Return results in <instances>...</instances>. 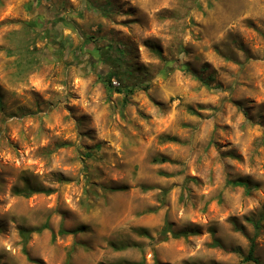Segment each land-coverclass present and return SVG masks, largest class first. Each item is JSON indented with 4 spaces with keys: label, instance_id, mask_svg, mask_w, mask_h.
I'll list each match as a JSON object with an SVG mask.
<instances>
[{
    "label": "rangeland",
    "instance_id": "rangeland-1",
    "mask_svg": "<svg viewBox=\"0 0 264 264\" xmlns=\"http://www.w3.org/2000/svg\"><path fill=\"white\" fill-rule=\"evenodd\" d=\"M133 263L264 264V0H0V264Z\"/></svg>",
    "mask_w": 264,
    "mask_h": 264
},
{
    "label": "trees",
    "instance_id": "trees-1",
    "mask_svg": "<svg viewBox=\"0 0 264 264\" xmlns=\"http://www.w3.org/2000/svg\"><path fill=\"white\" fill-rule=\"evenodd\" d=\"M34 192H36V190H32V191H24V192H20V193H22V194H24V196L25 197H28V196H30L32 193H34ZM67 231L66 230H60L59 231V233L60 234H65ZM23 234L25 235V244H26V241H27V232L26 231H23ZM253 252H254V249H253V247H251V249H250V251H249V254H248V256H247V258L249 259V260H252L253 259ZM133 264H142V263H133Z\"/></svg>",
    "mask_w": 264,
    "mask_h": 264
}]
</instances>
